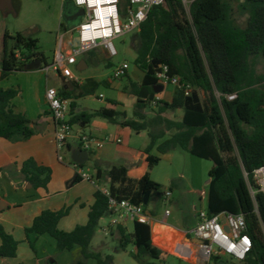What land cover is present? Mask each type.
Segmentation results:
<instances>
[{
	"label": "trees",
	"instance_id": "16d2710c",
	"mask_svg": "<svg viewBox=\"0 0 264 264\" xmlns=\"http://www.w3.org/2000/svg\"><path fill=\"white\" fill-rule=\"evenodd\" d=\"M130 4L131 0H121L122 16L127 15ZM237 15L247 17L245 26L238 22ZM139 37L135 64L143 71L144 78L141 83L129 79L125 88L137 97L133 117L128 118L125 111H119V102L114 99H107L101 109L78 113L72 101L71 124L86 127L93 118L103 117L135 132L147 130L151 141L145 152L150 167L161 160L151 153L157 140L175 130L157 150L165 154L181 148L213 161L207 209L210 214L222 211L242 214L247 232L254 240V247L242 264H264L261 225L264 224V193L257 192L253 198L245 177L248 173L252 182L254 170L264 165V0H193L189 8L184 0H166L165 4L150 10ZM3 44L1 79L16 72L52 66L36 38L6 32ZM164 64L169 66L170 75L192 84L189 94L177 87L171 101L157 99L155 88L161 84L157 73ZM59 76L62 77L60 73ZM59 93L65 99L74 98L73 91L65 87ZM20 94V87L0 86V137L10 141L27 140L35 134L31 120L15 110L14 99ZM231 95L235 97L230 98ZM153 102H156V113L147 118L144 110ZM177 109L184 112L181 120L164 116L167 111ZM21 172L24 180L36 189L47 188L52 177V169L33 157L22 163ZM110 175V196L117 200L130 199L147 209L144 198L150 189L153 191L150 199L153 193L163 194V185L153 181L149 174L135 182L128 178L126 167L121 166L114 167ZM94 196L86 224L65 231L59 223L69 215L71 206L46 209L26 227L27 238L31 234L50 235L62 250L80 246L84 258H93L97 264H114L112 255L91 250L100 219L112 213L109 195L98 188ZM119 231L123 250L133 244L138 257L147 255L153 260L148 264L167 263L170 254L154 244L149 224L135 221L132 233H126L122 226ZM0 238V257H17L19 241L2 225ZM30 244L35 247L32 241ZM215 260L218 264H227L220 257ZM76 264L85 262L80 260Z\"/></svg>",
	"mask_w": 264,
	"mask_h": 264
},
{
	"label": "crops",
	"instance_id": "0c3cea01",
	"mask_svg": "<svg viewBox=\"0 0 264 264\" xmlns=\"http://www.w3.org/2000/svg\"><path fill=\"white\" fill-rule=\"evenodd\" d=\"M66 3L67 1H61L63 17ZM70 6H72L71 3ZM8 11L10 10L3 11L0 9V86L6 89L21 88V94L14 99L15 110L26 114L31 120V126L34 128L35 134L30 139L19 141H10L0 137V180L2 187L0 190V225L6 231L13 234L19 241L17 257H0V264H15V261L12 260L18 258L21 243H29L32 237L36 240L41 238L42 235L31 234L30 239H28L25 229L32 225L35 217L43 210H59L65 206H71L69 215L60 221L59 227L65 231H72L77 225L87 223L90 208L95 202L94 194L96 190L98 188H110L112 184L110 172L114 167H126L128 178L135 182L146 174L150 176L152 169L147 161V154L145 152L146 147L151 141L148 131L135 132L129 127H122L103 117L93 118L86 127L74 124L73 132L66 148L61 151L57 149L55 143V121L50 114L46 100V90L53 86H50L47 81V73L45 71L49 72L51 68L16 72L6 79H1V62L5 52L3 38L6 32L14 35L5 27ZM62 25L65 28H69L65 17ZM134 40L133 45L138 50L140 46L139 32ZM95 54L106 58L101 48H99V51H90L88 58L94 61L96 59ZM85 61L88 66L80 70L83 73H86L89 69L88 59H85ZM76 68L78 69V65H76ZM139 72L140 75L137 78V82L141 83L144 78V73L140 69ZM40 75L42 79L38 81L37 76ZM128 75L129 73L127 72ZM26 78L29 79L27 82H25ZM99 82H101L99 77L92 75L85 76L84 82H79L81 91L84 94L71 99V101L78 102L76 103L75 112H90L101 109L106 105L107 100L100 98L96 94ZM160 85L158 86L160 91L157 92V99L171 101L176 88L169 84L170 88L166 89V83H161ZM63 87L73 90L70 87V83L64 80L63 86H59L57 89L60 90ZM125 88L124 91L126 93L135 97L133 103L136 104L137 97L128 90H125ZM92 93H94L96 99L94 101H88L85 96L92 95ZM27 95L28 100H26ZM154 107L157 108L156 103H152L150 107L144 110L147 118L155 115L156 112L152 116L148 115L150 114L149 110ZM117 109L119 111H125L128 118L133 117V114L129 110H126L124 104L119 103ZM173 111H175L178 117H170V119L179 121L183 118L184 112L182 109ZM165 116H168L167 112ZM171 135L172 133L167 132L165 136L159 138L156 146L151 151L153 155L160 156L161 160L166 156L173 157L178 149L176 148L165 154H161L157 150V146L164 140L170 138ZM81 136H88L92 139L91 148L88 150L89 158L82 164L76 163L72 158V151L74 149H85L82 147L80 141ZM116 136L118 140L115 139ZM29 157L35 158L39 164L46 165L52 169L51 181L47 188H33L24 180L21 166ZM86 168H88L87 174L92 179H95L96 183L90 180L87 181L80 174L81 172L86 173L84 170ZM118 185L117 183L116 186ZM154 194L149 199V203L153 202ZM161 198L164 199L163 194ZM157 202L153 204V208H157ZM150 210L151 208L147 207V211L152 217L151 230L154 244L160 248H167L168 251L161 249L169 253L170 256L173 253L181 258L187 259L191 264L199 263L201 261L199 256L200 241L193 236V229L189 232L168 223V215H171L169 209V214L166 213V210L160 214H153ZM116 219H118L117 216L111 214L102 217L99 222V227L102 232L104 233V228L108 225L110 235L113 237L118 236L120 238L119 226L124 227L126 233L133 232L134 221L129 217L126 216L123 220L114 224ZM131 226L133 229H131ZM1 243L2 240L0 238V245Z\"/></svg>",
	"mask_w": 264,
	"mask_h": 264
},
{
	"label": "rangeland",
	"instance_id": "374dc122",
	"mask_svg": "<svg viewBox=\"0 0 264 264\" xmlns=\"http://www.w3.org/2000/svg\"><path fill=\"white\" fill-rule=\"evenodd\" d=\"M20 11L18 15L8 11L6 17V28L14 35L22 33L38 39L40 50L46 55L49 64L52 65L55 55L60 47L63 35L62 23L64 21L62 13V0H19ZM193 0H184L186 7L189 8ZM238 16V22L245 26L247 23L246 16ZM135 30L126 33L115 39L114 44L118 50V55L112 59H106L104 56L96 55V59L92 61L88 58V52L80 56V59H88L89 69L86 73L78 70L76 66L70 67L72 78L68 81L60 77L57 71L51 67L47 73V81L50 86L58 88L63 86V80L70 83L73 89V96L77 97L84 94L81 91L79 82H84V77L92 75L99 77L101 82L97 87L96 94L102 99H114L125 105L126 110L133 114L135 103L134 96L126 93L124 88L129 85V79L137 82L140 75L139 69L135 64L137 58V49L133 45L137 33ZM69 36V35H68ZM67 36V38H68ZM12 43V41H10ZM99 51V48L96 49ZM111 61V65H110ZM127 63L129 65V75L116 79L113 77L114 70L117 66ZM53 69V70H52ZM38 81L42 76H37ZM29 79L26 78L25 82ZM165 88H170L169 84ZM96 90V89H95ZM94 90V92H95ZM204 97V95H203ZM28 95L26 96V100ZM88 101L96 99L94 93L86 95ZM78 103V102H75ZM157 108L149 110L148 115H154ZM168 118L178 117L175 111H167ZM165 116V114H164ZM176 121V120H175ZM175 130L168 131L173 133ZM213 166V161L203 159L192 155L188 151L178 148L173 157L166 156L160 162L153 166L150 176L157 183L163 185V192L167 189L172 190V196L168 201L161 198L162 194L155 193L153 202L147 207L151 208L153 214L164 213L166 208L171 211L168 215L167 222L177 226L183 230L191 231L195 229L199 223L198 212L207 208L208 191L210 176L209 171ZM88 173V168L84 169ZM75 174V173H74ZM88 181V180H87ZM91 183V182H90ZM0 180V190H1ZM160 196V197H159ZM11 198V197H10ZM155 198V199H154ZM157 202V208H153V204ZM131 229L133 227L131 226ZM192 236V234H191ZM34 248L29 244H22L19 248L18 258L15 264H76L83 260L85 264H97L93 258H84L81 247L76 246L73 250H62L58 248L56 240L50 235H42L40 239L31 238ZM162 249L167 250L165 247ZM91 250L101 252L104 255H112L114 264H148L153 260L145 255L138 257L136 248L133 244H129L125 250L122 249L118 236L105 235L98 226ZM227 264H242V262L233 261L227 257H222ZM166 264H191L187 259L181 258L172 253ZM207 264H218L215 258ZM221 264V263H220Z\"/></svg>",
	"mask_w": 264,
	"mask_h": 264
},
{
	"label": "built area",
	"instance_id": "2783aa9c",
	"mask_svg": "<svg viewBox=\"0 0 264 264\" xmlns=\"http://www.w3.org/2000/svg\"><path fill=\"white\" fill-rule=\"evenodd\" d=\"M71 1L76 7L85 10L79 23L73 29L63 27V35L60 47L55 55L54 68L67 81L72 78L70 67L78 65L80 56L86 52L101 48L106 59H112L118 55L114 44L116 38L132 32L139 31L141 25L148 17L150 10L158 5L165 4L166 0H131L126 16L120 11L121 0H64ZM69 35V36H68ZM68 36V38H67ZM76 40L77 45H76ZM50 67V68H51ZM129 65L127 63L117 66L113 77L116 79L127 75ZM160 83L171 84L175 88L181 87L189 94L193 88L191 83L181 81L177 75L169 74V66L164 64L157 73ZM231 95L230 98H234ZM46 100L49 111L55 121V143L59 151L66 148L69 138L73 132L71 118V99L63 98L59 90L49 87L46 90ZM156 103V102H153ZM82 147L86 150L91 148L92 139L88 136H81ZM85 179L96 183L87 173H80ZM250 194L255 198L257 192L264 193V165L256 168L253 172L252 182L248 173H245ZM102 189V188H100ZM110 196V188L102 189ZM172 191L167 189L163 192V198L168 201ZM109 208L111 215L118 219L114 224L123 220L126 216L132 221L152 224L151 214L143 204L133 203L130 199L117 200L110 196ZM166 213L170 211L167 209ZM199 223L193 229V236L200 241L199 256L201 261L195 264H207L216 257H227L233 261L243 262L251 253L254 247V240L247 232V223L242 214H232L222 211L210 214L208 209H201L198 212ZM264 234V224L262 223ZM104 233L110 235L109 225L104 228ZM223 263V262H222Z\"/></svg>",
	"mask_w": 264,
	"mask_h": 264
},
{
	"label": "water",
	"instance_id": "95a60500",
	"mask_svg": "<svg viewBox=\"0 0 264 264\" xmlns=\"http://www.w3.org/2000/svg\"><path fill=\"white\" fill-rule=\"evenodd\" d=\"M70 3L72 6H70ZM0 9L10 10L15 15H18V13L20 11V1L19 0H0ZM84 13H85L84 8L76 7L74 5V3H72L71 1H67L66 7H65V12H64V17H65V20L68 24L69 29H73L74 27L77 26V24L80 21L81 16H83ZM77 41L78 40H76V45H77ZM87 66L88 65H87L85 59H80V61L78 63V70H83V69L87 68ZM159 86H161V85H159ZM155 91L157 93L160 91V89L158 87H156ZM72 158L76 163L82 164L83 162L88 160L89 152L86 149L76 148L72 151ZM152 192L153 191L150 189L146 193L145 198H144L145 204L149 203V199H150ZM221 264H224V263H221Z\"/></svg>",
	"mask_w": 264,
	"mask_h": 264
}]
</instances>
